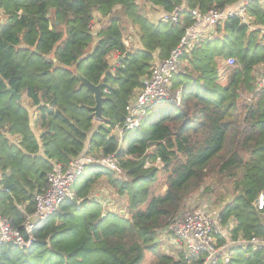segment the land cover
<instances>
[{
	"label": "trees",
	"instance_id": "16d2710c",
	"mask_svg": "<svg viewBox=\"0 0 264 264\" xmlns=\"http://www.w3.org/2000/svg\"><path fill=\"white\" fill-rule=\"evenodd\" d=\"M183 7L179 23L152 19ZM239 0H0V215L22 229L53 163L114 154L122 173L93 165L74 185V199L34 229L28 248L0 246V264H170L157 233L187 208L196 191L214 188L227 236L264 240V5H249V24L236 16L210 27L184 51L172 78L179 105L150 107L147 119L113 134L154 62L167 58L192 23L191 10L236 7ZM136 28L139 47L125 43L122 24ZM255 27V28H254ZM254 28V29H253ZM116 55L111 64L110 57ZM227 57L235 59L226 65ZM102 83L103 119L93 94L76 77ZM8 87L22 95L16 101ZM107 90V92L105 91ZM168 107L156 111L157 107ZM155 110V111H154ZM125 196L124 213L91 196L101 178ZM209 184L204 187V183ZM164 188L162 191L158 189ZM263 205L258 208V196ZM217 246L226 242L216 235ZM228 263L264 264V246L235 244ZM205 253L182 259L202 264Z\"/></svg>",
	"mask_w": 264,
	"mask_h": 264
},
{
	"label": "built area",
	"instance_id": "2783aa9c",
	"mask_svg": "<svg viewBox=\"0 0 264 264\" xmlns=\"http://www.w3.org/2000/svg\"><path fill=\"white\" fill-rule=\"evenodd\" d=\"M257 0H239L236 7L212 8L206 12L197 9L190 11L192 23L185 29L178 46L173 49L167 58L154 62L151 73L142 81V87L131 98L125 107L126 115L122 123L113 128V134L123 147V137L126 131L138 128L147 119L148 109L160 105H179L182 88L172 87V78L184 69V51L192 47L200 36L201 28L213 27L229 17L236 16L243 24H249V5ZM264 5V0H258ZM183 7H175L165 13L161 21L179 23ZM6 16L0 10V22ZM226 65H234L235 59L227 57ZM259 85L264 87V75L259 78ZM107 92V90H105ZM104 165L117 173H122L120 165L114 154L108 155H79L66 164L55 162L46 175V187L34 196V210L25 216L22 229L14 228L9 221L0 215V246L14 244L19 248H28L35 241L33 231L49 216L56 212L63 201L74 199V185L84 174L88 166ZM1 177V174H0ZM258 208L263 205V195L257 199ZM220 210L204 206L186 208L177 214L172 221L158 231L157 240L164 254L174 259L170 264H182V259L198 257L205 253L202 264H214L218 256L223 263H228L232 255V246L235 244L252 243L264 246V240L252 237L250 240H231L227 231L222 228L219 214ZM225 236L226 242L217 246L216 235Z\"/></svg>",
	"mask_w": 264,
	"mask_h": 264
},
{
	"label": "rangeland",
	"instance_id": "374dc122",
	"mask_svg": "<svg viewBox=\"0 0 264 264\" xmlns=\"http://www.w3.org/2000/svg\"><path fill=\"white\" fill-rule=\"evenodd\" d=\"M139 1H142V0H139ZM145 12L147 13V15L150 18L158 19L160 12H161V8L147 3V5L145 7ZM4 22H5V20L1 21L0 23L2 24ZM121 26H122V31H123V37H124L125 43L128 46V48L135 49L136 47H139L140 44H139V39L137 37L136 28L133 27V25L127 20H125ZM110 62H111V64L115 63L116 58L114 61V59L112 57H110ZM167 108L168 107H166V106L157 107L156 111H164ZM94 121L99 122V120H97L95 118H94ZM90 173H91V169H89V168L84 171L85 175H90ZM208 184H209V181L207 180L204 183V187H206ZM163 189L164 188L160 187L158 189V191H162ZM214 191H215V189L211 188V186L208 188L207 191L204 188L202 191H196L187 199V208L189 209V208L195 207V206H201L202 207V206L208 204L209 207L220 210V206L215 202ZM96 195L102 196L103 198H105V201H106V204L104 206L105 210H114L117 212L122 210V212L124 213L123 206L125 205L126 197L125 196H121V197L118 196L108 186L104 177L101 178L97 182V184L94 186V188L92 190L91 196L96 198ZM151 257H152V253H148V252L145 253L140 264H148L149 261L151 260Z\"/></svg>",
	"mask_w": 264,
	"mask_h": 264
},
{
	"label": "water",
	"instance_id": "95a60500",
	"mask_svg": "<svg viewBox=\"0 0 264 264\" xmlns=\"http://www.w3.org/2000/svg\"><path fill=\"white\" fill-rule=\"evenodd\" d=\"M77 79L80 81L82 85H84L88 90H90L93 94L94 99V106H93V115L94 118L102 121L103 119V95H102V83L93 84L90 82L87 78H85L82 74L76 73ZM8 90L10 91L11 95L14 96L16 101L21 100L22 95L15 90H13L11 87H8Z\"/></svg>",
	"mask_w": 264,
	"mask_h": 264
},
{
	"label": "crops",
	"instance_id": "0c3cea01",
	"mask_svg": "<svg viewBox=\"0 0 264 264\" xmlns=\"http://www.w3.org/2000/svg\"><path fill=\"white\" fill-rule=\"evenodd\" d=\"M161 17H162V13L160 12V15H159V18L161 19ZM210 30H211V28L209 27V26H204V27H202L201 28V31H200V35H206L207 33H209L210 32ZM200 37V36H199ZM112 58L114 59V61H115V58H116V55H112ZM85 155V154H84ZM98 156V155H97ZM88 168H93L92 166H88L86 169H88ZM85 169V170H86ZM1 174V173H0ZM96 199L100 202V203H102L103 205H105L106 204V201H105V198H103L102 196H97L96 195Z\"/></svg>",
	"mask_w": 264,
	"mask_h": 264
}]
</instances>
